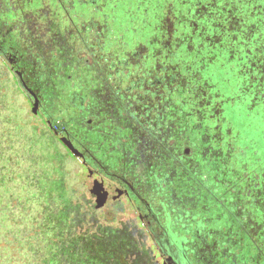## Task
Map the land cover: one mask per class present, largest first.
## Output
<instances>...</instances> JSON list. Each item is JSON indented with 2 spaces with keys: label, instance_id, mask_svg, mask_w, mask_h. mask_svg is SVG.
Returning a JSON list of instances; mask_svg holds the SVG:
<instances>
[{
  "label": "flooded vegetation",
  "instance_id": "flooded-vegetation-1",
  "mask_svg": "<svg viewBox=\"0 0 264 264\" xmlns=\"http://www.w3.org/2000/svg\"><path fill=\"white\" fill-rule=\"evenodd\" d=\"M263 28L264 0H0L1 77L154 263L264 264Z\"/></svg>",
  "mask_w": 264,
  "mask_h": 264
},
{
  "label": "rangeland",
  "instance_id": "rangeland-1",
  "mask_svg": "<svg viewBox=\"0 0 264 264\" xmlns=\"http://www.w3.org/2000/svg\"><path fill=\"white\" fill-rule=\"evenodd\" d=\"M1 72L0 264H156L138 224H119L134 214H120L117 224L114 213L102 215V196L86 189L79 165L33 126L29 105ZM235 119L244 132L248 118Z\"/></svg>",
  "mask_w": 264,
  "mask_h": 264
},
{
  "label": "trees",
  "instance_id": "trees-1",
  "mask_svg": "<svg viewBox=\"0 0 264 264\" xmlns=\"http://www.w3.org/2000/svg\"><path fill=\"white\" fill-rule=\"evenodd\" d=\"M261 45L264 46V28L262 29ZM263 89H264V87H263ZM262 251L264 252V248L262 249Z\"/></svg>",
  "mask_w": 264,
  "mask_h": 264
},
{
  "label": "snow or ice",
  "instance_id": "snow-or-ice-1",
  "mask_svg": "<svg viewBox=\"0 0 264 264\" xmlns=\"http://www.w3.org/2000/svg\"><path fill=\"white\" fill-rule=\"evenodd\" d=\"M96 2H97V3H101V2H102V0H96Z\"/></svg>",
  "mask_w": 264,
  "mask_h": 264
}]
</instances>
